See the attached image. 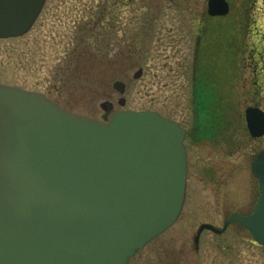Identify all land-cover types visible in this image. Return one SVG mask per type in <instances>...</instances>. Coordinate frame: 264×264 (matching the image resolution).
<instances>
[{"label": "rangeland", "instance_id": "374dc122", "mask_svg": "<svg viewBox=\"0 0 264 264\" xmlns=\"http://www.w3.org/2000/svg\"><path fill=\"white\" fill-rule=\"evenodd\" d=\"M229 1V18L212 23L229 28L200 32L195 23L202 18L189 11L199 15L204 0H45L27 33L0 39L1 84L41 93L73 113L98 120L105 115L100 105L107 101L115 110H151L179 121L192 111V73L202 87H208L206 76L224 85L227 133L235 139L214 148L207 142L189 148L186 197L178 220L128 264H264L262 246L237 226L220 235L205 231L198 250L193 243L201 223L221 228L226 216L247 211L256 198L244 160L250 144H233L239 115L253 100L242 94L243 86L252 89L254 82L248 58L260 52L264 61V0H257L249 13L243 11V0ZM174 9L182 13L175 15ZM241 20L244 28L239 27ZM212 43L228 44V54L213 53L228 57V63L214 69L202 64L200 69L198 61L210 57L207 45ZM140 68L141 76L134 79ZM115 81L125 84L123 95L112 87ZM121 97L123 107L118 105Z\"/></svg>", "mask_w": 264, "mask_h": 264}, {"label": "water", "instance_id": "95a60500", "mask_svg": "<svg viewBox=\"0 0 264 264\" xmlns=\"http://www.w3.org/2000/svg\"><path fill=\"white\" fill-rule=\"evenodd\" d=\"M44 3L0 0V39L27 33ZM228 11L226 0H208L210 16ZM112 87L124 93L122 82ZM247 121L252 136L264 133L254 113ZM183 139L179 124L155 111L113 110L102 121L0 84V264H128L181 213ZM251 172L259 189L253 212L222 228L201 224L195 245L202 231L218 235L238 222L264 252V155Z\"/></svg>", "mask_w": 264, "mask_h": 264}, {"label": "flooded vegetation", "instance_id": "af4514ba", "mask_svg": "<svg viewBox=\"0 0 264 264\" xmlns=\"http://www.w3.org/2000/svg\"><path fill=\"white\" fill-rule=\"evenodd\" d=\"M170 3H173V0H170ZM207 1L204 0L205 9H201L200 14L194 13L193 10H190L189 12L192 13V16L197 19V16H200L202 19L200 21H196L195 27L198 29L197 31L200 32H206L208 29L211 30L216 27H224L226 29L229 28L228 24L225 26L223 25H212L213 22H220L223 19L229 18L231 12H232V4L231 1L226 0L229 5V11L224 16H210L207 12ZM244 5L243 7L247 6L246 9H243L246 13L250 12V8L256 5L257 0H243ZM248 1V2H247ZM186 10H184L185 12ZM252 11V10H251ZM172 12H176L178 15L181 10H172ZM182 13V12H181ZM186 13V12H185ZM241 18H244V12L240 14ZM149 14H147V17ZM181 16V15H180ZM152 16H149L147 21L150 23V21H153L151 19ZM155 20V19H154ZM101 21V20H99ZM195 20H190V22H194ZM241 24L242 20H241ZM109 25L111 26V29H113V20L109 21ZM95 26V24H94ZM214 26V27H213ZM228 27V28H227ZM240 28H244L245 24L239 25ZM200 42V41H199ZM219 43V42H218ZM226 45V46H225ZM218 44L213 43L211 46L209 44L207 45V48H210L212 50L210 57H202L199 59L198 64L199 68L201 69V65H205V69H208L206 66L210 65L212 66V69H214V65H225L228 63V57L225 56H214V50H218L221 54H228V49L225 52L224 48H228V44ZM239 45H237V48L239 49ZM225 52V53H224ZM197 59V58H196ZM249 65L252 67V75L254 77L253 87L252 89L246 88L243 86L242 94L244 95H251L252 97V103L246 105L243 109L242 115H239L238 119V125H240V131L238 132L237 140L234 142L233 146L234 148L240 147L244 144L245 141L249 142V152L246 157L247 161L249 162V170L252 175V178L254 179V182L256 184V198L254 202L250 205L251 207L244 212H233L226 216L224 218L222 225L228 221V219L232 215H241L246 216L252 213L253 207L255 204V201L258 197V184L255 176L251 172V166L253 163H255L258 160V157L261 155H264V133L259 136H252L251 133L248 130L247 127V111L249 109L255 110L251 112L255 113L256 116V123H260L261 125H264V61L263 57L260 56L259 53L252 54L249 58ZM198 60V59H197ZM252 62V63H251ZM223 68V67H222ZM141 70V68H140ZM193 70V68H192ZM194 69L193 71H195ZM192 71V72H193ZM194 76V74L192 73ZM192 76V111L191 114L187 117H185L182 120L175 121L179 124V126L184 131V139L183 144L186 150L187 155V168H188V160H189V148L201 144L203 142H207L211 145L212 148H214V145L223 144V142L226 143V141L229 142V140H234L232 136H229L227 133V127L229 126V108L226 104V101L224 99V85L220 84V82H216L211 80L209 77L206 76V79L208 80L207 88L202 87L201 81L200 85L197 83L199 81H195V78ZM247 101V100H246ZM220 104V105H219ZM223 104L226 106L224 107ZM114 109V108H113ZM188 122L189 126H188ZM236 150V149H235ZM206 223V222H204ZM234 228L235 226L240 227L244 230H246L242 225H240L237 222H231L228 224L227 229ZM226 229V230H227ZM247 231V230H246ZM205 232V230L200 234L201 235ZM196 235V234H195ZM199 237V239H200ZM195 250H198V245H194Z\"/></svg>", "mask_w": 264, "mask_h": 264}]
</instances>
